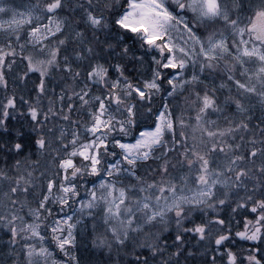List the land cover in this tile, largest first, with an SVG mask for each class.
<instances>
[{
	"label": "snow or ice",
	"instance_id": "6c2138e0",
	"mask_svg": "<svg viewBox=\"0 0 264 264\" xmlns=\"http://www.w3.org/2000/svg\"><path fill=\"white\" fill-rule=\"evenodd\" d=\"M0 230V264H264V0H0Z\"/></svg>",
	"mask_w": 264,
	"mask_h": 264
},
{
	"label": "rangeland",
	"instance_id": "374dc122",
	"mask_svg": "<svg viewBox=\"0 0 264 264\" xmlns=\"http://www.w3.org/2000/svg\"><path fill=\"white\" fill-rule=\"evenodd\" d=\"M33 79H35V78L33 77ZM57 91H59V90H57ZM177 102L178 101H173V103H177ZM78 240L80 242V247L77 249L78 254H81V255L86 256V257H88L89 254H92L93 247H92L90 240L87 237L86 233L83 234L82 236L78 237ZM57 251H59V250L57 249ZM97 255H98V253H97ZM60 258H62V254H61Z\"/></svg>",
	"mask_w": 264,
	"mask_h": 264
},
{
	"label": "flooded vegetation",
	"instance_id": "af4514ba",
	"mask_svg": "<svg viewBox=\"0 0 264 264\" xmlns=\"http://www.w3.org/2000/svg\"><path fill=\"white\" fill-rule=\"evenodd\" d=\"M236 220H241V217H240V216H237V217H236ZM234 230H239V229L236 228L235 225H234ZM4 231H5V230H0V243L6 242V240H7V237L4 235ZM249 243H250V244H255V243H257V242H249ZM235 244H236V249H234V250H238V249L245 248V247L248 246V245H246V244H243V243L240 241L239 238H236V240H235ZM0 252H3V249H2V248H0ZM218 255H219V253H218ZM190 264H191V262H190Z\"/></svg>",
	"mask_w": 264,
	"mask_h": 264
},
{
	"label": "trees",
	"instance_id": "16d2710c",
	"mask_svg": "<svg viewBox=\"0 0 264 264\" xmlns=\"http://www.w3.org/2000/svg\"><path fill=\"white\" fill-rule=\"evenodd\" d=\"M28 87L29 88L31 87V82L28 84ZM57 90H59V89H57ZM17 91L19 92L20 89H17ZM24 91H27V88H25ZM21 94H23V93H21ZM33 95H34V93H33ZM45 103H46V101H45ZM13 125L15 127H19L20 125H24V131L25 132H29L30 131L29 128H28L27 122H26V120L23 117H18L17 120H14L13 121ZM91 255L92 254H89L88 257H90Z\"/></svg>",
	"mask_w": 264,
	"mask_h": 264
}]
</instances>
